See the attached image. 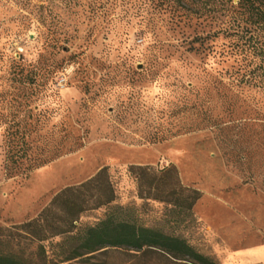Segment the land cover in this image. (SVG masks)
I'll use <instances>...</instances> for the list:
<instances>
[{"label":"rangeland","instance_id":"1","mask_svg":"<svg viewBox=\"0 0 264 264\" xmlns=\"http://www.w3.org/2000/svg\"><path fill=\"white\" fill-rule=\"evenodd\" d=\"M246 3L107 0L89 32L80 0H0V228L35 219L106 168L121 217L218 264H264V90L228 79L241 57L218 32L231 20L250 28ZM252 33L264 45V31ZM194 40L204 51H188ZM131 166H174L200 193L194 220L173 225L164 203L139 200ZM109 210L83 213L74 233ZM60 241L43 243L47 264L64 253ZM135 262L114 250L88 264Z\"/></svg>","mask_w":264,"mask_h":264},{"label":"trees","instance_id":"2","mask_svg":"<svg viewBox=\"0 0 264 264\" xmlns=\"http://www.w3.org/2000/svg\"><path fill=\"white\" fill-rule=\"evenodd\" d=\"M102 1L80 0L82 9L90 14L86 19L89 32L104 22L96 23L94 15L107 3V0ZM246 1L247 9L256 17L251 21L250 28L242 27L240 21L231 20L218 32L229 40L228 53L235 52L241 57V63L231 69L228 79L233 83L264 90V45L252 33V30L264 31V0ZM70 38L65 34L62 41L69 42ZM54 42L59 44L61 41ZM204 47V40H194L189 43L188 51L197 53L204 51ZM128 171L136 182L139 200L164 203L173 225L194 220L192 208L200 200V193L180 184L174 166L160 170L148 166H131ZM115 199L106 168L77 186L61 190L35 219L14 227L13 231L0 228V264H47L43 243L55 238H61L56 246L64 253L57 255L54 264L74 260L88 264L90 260L106 257L114 250L123 251L128 257L134 258V264H145L144 257L156 259L161 264H218L174 233L169 234L160 227L142 225L130 215L121 217V212L117 211L123 209L113 205ZM103 207L110 210L102 220L74 233V223L83 213ZM23 240L36 244L32 253H26L22 248Z\"/></svg>","mask_w":264,"mask_h":264}]
</instances>
